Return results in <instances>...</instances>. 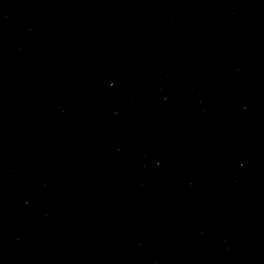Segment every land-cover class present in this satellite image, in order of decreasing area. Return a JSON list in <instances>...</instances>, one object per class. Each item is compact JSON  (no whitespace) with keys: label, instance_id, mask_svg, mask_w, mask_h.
Here are the masks:
<instances>
[{"label":"water","instance_id":"obj_1","mask_svg":"<svg viewBox=\"0 0 264 264\" xmlns=\"http://www.w3.org/2000/svg\"><path fill=\"white\" fill-rule=\"evenodd\" d=\"M0 264H264V0H0Z\"/></svg>","mask_w":264,"mask_h":264}]
</instances>
